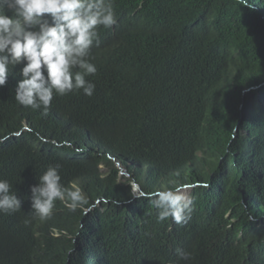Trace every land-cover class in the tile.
Instances as JSON below:
<instances>
[{
  "label": "trees",
  "instance_id": "obj_1",
  "mask_svg": "<svg viewBox=\"0 0 264 264\" xmlns=\"http://www.w3.org/2000/svg\"><path fill=\"white\" fill-rule=\"evenodd\" d=\"M247 4L115 0L117 24L102 31L117 41L93 50V96L56 97L47 117L16 104L10 74L0 179L24 204L0 214V264H172L177 247L190 264H264V0ZM55 164L89 203L57 201L25 226L29 187ZM133 182L195 184L191 219L157 223Z\"/></svg>",
  "mask_w": 264,
  "mask_h": 264
},
{
  "label": "clouds",
  "instance_id": "obj_2",
  "mask_svg": "<svg viewBox=\"0 0 264 264\" xmlns=\"http://www.w3.org/2000/svg\"><path fill=\"white\" fill-rule=\"evenodd\" d=\"M244 3L249 7L247 0ZM114 5L115 0H0V88L16 72V104L39 111L44 117L49 115L56 97L93 96L96 85L89 77H95L99 68L93 50L95 46L113 50L117 41L112 31H102L113 30L117 24ZM61 167L47 166L29 187L31 219L24 220L25 226L32 219L49 218L57 201L72 212L89 203L76 182L68 186L62 183ZM120 172L128 177L122 168ZM170 183L169 187L144 192L133 182L131 190L133 196L151 202L157 223L171 218L178 225L186 224L195 210L188 193L191 186ZM23 204L10 182L0 179V214L18 213ZM192 259L191 252L177 247L172 264H190Z\"/></svg>",
  "mask_w": 264,
  "mask_h": 264
},
{
  "label": "water",
  "instance_id": "obj_3",
  "mask_svg": "<svg viewBox=\"0 0 264 264\" xmlns=\"http://www.w3.org/2000/svg\"><path fill=\"white\" fill-rule=\"evenodd\" d=\"M133 187H134V191L138 192L139 188L136 185H133Z\"/></svg>",
  "mask_w": 264,
  "mask_h": 264
},
{
  "label": "rangeland",
  "instance_id": "obj_4",
  "mask_svg": "<svg viewBox=\"0 0 264 264\" xmlns=\"http://www.w3.org/2000/svg\"><path fill=\"white\" fill-rule=\"evenodd\" d=\"M101 172H103V169L101 170ZM120 173H121V172H120ZM123 173H124V172H123ZM123 173H122V174H123ZM122 174H119V176H120V177H125L124 174H123V175H122ZM188 193H189V190H188Z\"/></svg>",
  "mask_w": 264,
  "mask_h": 264
},
{
  "label": "bare ground",
  "instance_id": "obj_5",
  "mask_svg": "<svg viewBox=\"0 0 264 264\" xmlns=\"http://www.w3.org/2000/svg\"><path fill=\"white\" fill-rule=\"evenodd\" d=\"M191 187L194 186V185H190ZM135 197V196H134Z\"/></svg>",
  "mask_w": 264,
  "mask_h": 264
}]
</instances>
